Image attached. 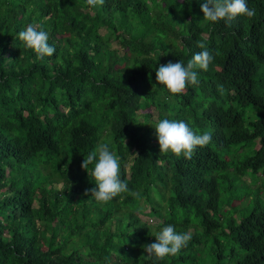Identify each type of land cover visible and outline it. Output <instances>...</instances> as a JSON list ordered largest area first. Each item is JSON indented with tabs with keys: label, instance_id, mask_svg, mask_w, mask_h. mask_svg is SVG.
Wrapping results in <instances>:
<instances>
[{
	"label": "trees",
	"instance_id": "1",
	"mask_svg": "<svg viewBox=\"0 0 264 264\" xmlns=\"http://www.w3.org/2000/svg\"><path fill=\"white\" fill-rule=\"evenodd\" d=\"M204 2L0 0V264H264V0L230 23L204 21ZM30 23L53 56L19 40ZM200 41L212 65L171 94L157 69ZM162 119L212 142L190 160L160 153ZM102 142L141 199L85 195L81 164ZM168 224L192 238L157 261L143 246Z\"/></svg>",
	"mask_w": 264,
	"mask_h": 264
},
{
	"label": "clouds",
	"instance_id": "2",
	"mask_svg": "<svg viewBox=\"0 0 264 264\" xmlns=\"http://www.w3.org/2000/svg\"><path fill=\"white\" fill-rule=\"evenodd\" d=\"M86 3L96 7L102 6L105 0H86ZM201 11L204 14L203 20L212 23L220 21L230 23L240 15L247 18L255 16V9L248 7L247 0H205L201 5ZM18 38L26 48L34 51L37 59L43 60L56 52L55 47L48 43L49 34L42 24H28L19 32ZM197 46L202 51L195 53L186 65L182 61L176 63L169 61L157 69L156 81L166 87L171 94H185L187 86L198 87L201 83L200 71L207 72L212 65L213 52L203 41L198 42ZM217 91L223 96L226 90L222 84H218ZM154 128L160 153L170 151L177 158L183 156L190 160L197 148L206 147L212 142L211 130L197 134L182 120L162 119ZM89 165H93L91 176L96 187L87 189L85 195L90 192L100 203L110 202L124 193L137 199L142 198L139 192L128 188L126 179L121 178L120 157L111 150L109 143H99L84 157L81 168L88 170ZM191 238L189 233L177 232L174 225L168 224L155 234L154 243L146 244L143 248L148 257H154L159 261L169 256H177L188 246Z\"/></svg>",
	"mask_w": 264,
	"mask_h": 264
},
{
	"label": "rangeland",
	"instance_id": "3",
	"mask_svg": "<svg viewBox=\"0 0 264 264\" xmlns=\"http://www.w3.org/2000/svg\"><path fill=\"white\" fill-rule=\"evenodd\" d=\"M113 46H114V47H118V45H117L116 43H113ZM154 111L156 112V110H154ZM248 112H249V111H248ZM248 112L245 114V115H246V118L249 116V113H248ZM245 178L247 179V181H249V179L247 178V176H246ZM56 187H57V188H60V187H61V183L56 184ZM36 204H37V203H35V206H36Z\"/></svg>",
	"mask_w": 264,
	"mask_h": 264
}]
</instances>
